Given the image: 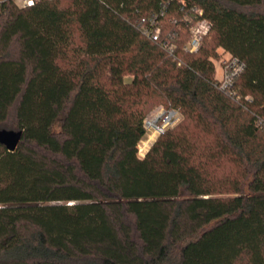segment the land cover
Listing matches in <instances>:
<instances>
[{"label":"trees","instance_id":"1","mask_svg":"<svg viewBox=\"0 0 264 264\" xmlns=\"http://www.w3.org/2000/svg\"><path fill=\"white\" fill-rule=\"evenodd\" d=\"M155 104L180 119L140 157ZM0 128V264H264V0H7Z\"/></svg>","mask_w":264,"mask_h":264},{"label":"built area","instance_id":"2","mask_svg":"<svg viewBox=\"0 0 264 264\" xmlns=\"http://www.w3.org/2000/svg\"><path fill=\"white\" fill-rule=\"evenodd\" d=\"M7 0H0V11L3 3ZM19 7L32 6L40 0H12ZM198 15L193 20H189V35L183 48L188 52H195L200 47L204 36L209 31V23L204 18L199 17L201 11H197ZM142 33L151 40H158L160 36V24L156 16H150L148 18H141ZM144 26V23H147ZM165 46V45H164ZM221 74L216 80V86L225 95L231 98H237L236 93L233 90L234 78L242 71L243 63L230 54H225L219 61ZM180 119V113L177 109H165L163 105H158L151 110L145 119L143 120V127L147 131H151L152 134H160L166 129L175 125ZM145 151H139L140 156H144Z\"/></svg>","mask_w":264,"mask_h":264},{"label":"water","instance_id":"3","mask_svg":"<svg viewBox=\"0 0 264 264\" xmlns=\"http://www.w3.org/2000/svg\"><path fill=\"white\" fill-rule=\"evenodd\" d=\"M22 130H12L0 128V143L3 144L6 149L14 150L21 138Z\"/></svg>","mask_w":264,"mask_h":264},{"label":"rangeland","instance_id":"4","mask_svg":"<svg viewBox=\"0 0 264 264\" xmlns=\"http://www.w3.org/2000/svg\"><path fill=\"white\" fill-rule=\"evenodd\" d=\"M218 52H219V55L221 56V59L224 57L225 54L227 53H224L220 48L218 49ZM214 64H215V69H216V72H215V77L218 78L220 77V74H221V69H220V65H219V61L218 59L214 60ZM130 78L126 77V80L128 81ZM158 105L160 104H155L153 105L150 110L148 111V113L153 110L154 108H156ZM147 113V114H148ZM146 114V116H147ZM145 116V117H146ZM145 119V118H144ZM151 131H147L145 132V134L143 135V137L141 138V140L139 141L138 143V155L140 156L139 154V151H145V149H148L149 146L151 145V143L153 142V140L156 138L157 134H153V137H152V140L151 142L148 143V145L145 146V144H142L141 141L142 140H148V138L150 137L149 135H151ZM140 157H143V156H140Z\"/></svg>","mask_w":264,"mask_h":264},{"label":"bare ground","instance_id":"5","mask_svg":"<svg viewBox=\"0 0 264 264\" xmlns=\"http://www.w3.org/2000/svg\"><path fill=\"white\" fill-rule=\"evenodd\" d=\"M149 136H150V137L148 138V140H142V141H141V143H142V144H145V146L148 145L149 142H151L152 137H153V134H151V135H149Z\"/></svg>","mask_w":264,"mask_h":264}]
</instances>
